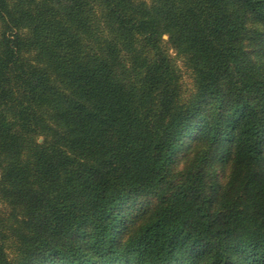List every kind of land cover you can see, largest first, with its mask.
Returning a JSON list of instances; mask_svg holds the SVG:
<instances>
[{
  "label": "trees",
  "instance_id": "16d2710c",
  "mask_svg": "<svg viewBox=\"0 0 264 264\" xmlns=\"http://www.w3.org/2000/svg\"><path fill=\"white\" fill-rule=\"evenodd\" d=\"M0 264H264V0H0Z\"/></svg>",
  "mask_w": 264,
  "mask_h": 264
},
{
  "label": "rangeland",
  "instance_id": "374dc122",
  "mask_svg": "<svg viewBox=\"0 0 264 264\" xmlns=\"http://www.w3.org/2000/svg\"><path fill=\"white\" fill-rule=\"evenodd\" d=\"M164 39L166 40V36H164ZM165 47L168 48V52L171 55H174L172 48L168 47L167 44H165ZM177 65L180 68L181 76H182V85L185 90H189L191 88V73L190 70L184 65V63L181 60H177Z\"/></svg>",
  "mask_w": 264,
  "mask_h": 264
}]
</instances>
